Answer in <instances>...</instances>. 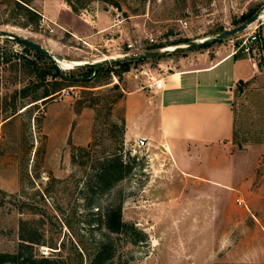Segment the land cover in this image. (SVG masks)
<instances>
[{"label":"rangeland","instance_id":"1","mask_svg":"<svg viewBox=\"0 0 264 264\" xmlns=\"http://www.w3.org/2000/svg\"><path fill=\"white\" fill-rule=\"evenodd\" d=\"M25 1L40 14L39 25L0 23V30L17 32L61 56L56 65L69 77L104 57L211 37L240 24L235 22L241 14L264 6V0ZM260 13L262 21L264 10ZM6 18L7 3H2L0 22ZM90 22L104 30L85 38L84 24ZM260 26L256 22L250 28L259 31ZM247 32L208 47L134 61L119 77L99 75L88 83L59 77L40 82L36 69L46 61L0 37V252L14 253L24 235L38 240L27 248L36 257L87 264L95 244L107 239L105 227L97 226L104 209L121 202L123 220L145 238L131 242L123 234L109 235L114 257L108 264L119 259L127 264H264L263 56L252 59L257 75L236 86L234 135L218 149L158 145L147 138V145L137 148L124 136L123 124L127 92L162 72L160 60L228 51L230 40L238 44ZM64 84L71 86L53 92ZM45 90L53 97L43 103ZM111 155L131 169L101 191L97 172Z\"/></svg>","mask_w":264,"mask_h":264},{"label":"crops","instance_id":"2","mask_svg":"<svg viewBox=\"0 0 264 264\" xmlns=\"http://www.w3.org/2000/svg\"><path fill=\"white\" fill-rule=\"evenodd\" d=\"M90 23L84 24L88 29L86 36L78 31L70 33L76 37H97L104 29ZM259 25L258 36L264 41V20ZM159 63L162 72L153 76L162 80V88L135 85L127 92L124 136L178 147L191 144L218 149L222 143L228 144L235 129L233 102L237 83L254 78L257 64L245 52H233L232 47L228 51H213L212 55Z\"/></svg>","mask_w":264,"mask_h":264},{"label":"trees","instance_id":"3","mask_svg":"<svg viewBox=\"0 0 264 264\" xmlns=\"http://www.w3.org/2000/svg\"><path fill=\"white\" fill-rule=\"evenodd\" d=\"M2 3H7L8 8V17L0 23H11L12 25H18L21 27H30L34 29L39 25L40 14L29 6L27 1L25 0H0V8ZM69 3V2H68ZM72 10L74 11V7L71 3H69ZM253 14L252 11L243 13L240 15L238 21L235 24L241 23L247 18H249ZM260 42L264 41L262 37L259 36ZM189 41L188 38L178 40L172 44L176 45L179 43H186ZM16 42V41H15ZM212 43L202 46L208 47ZM163 44L158 45H150L146 47V49H153L163 47ZM26 50H29L27 46L23 47ZM36 56L44 59L46 61L44 66L36 69V73L39 77L40 82L50 81L48 77H50L53 81H57L56 79L59 77L60 79H69L72 82H90L95 76L103 75L105 77H110L114 75V73L119 77L120 73L126 72L130 69V65L134 61H143L145 59H133V60H125V61H115L111 64H90L86 66V70L79 75L78 77H69L67 74H64L56 65V63L49 57L44 56L38 52H35ZM118 65L119 69L114 68L111 65ZM241 84H244L242 81H238L237 87ZM66 86H71V84H64L63 86H56L53 92L59 91ZM53 95H51L48 90L43 92L41 97L43 103L51 100ZM37 100V98H35ZM130 162V161H129ZM131 169V165L128 162H123L120 157L115 155H111L107 157V160L101 165L100 170L97 172V179L103 186L100 188L101 191L109 190L111 187L115 185L117 181H119L125 174H127ZM100 219V217H99ZM104 226L107 230L106 240L98 241L94 250L88 253L87 264H108L112 261L114 257V249H113V241L110 238L111 234H123L125 235L131 242L142 241L145 238V235L138 236L140 231H137L136 226L133 223H129L123 220L122 217V204L119 202L118 204H107L103 213V220L97 222V226ZM20 242L17 246V249L14 253H6L0 252V264L10 263V264H56L53 258H49L47 256L36 257L32 255L27 248L31 246V243H39L38 240H35L32 237H25L22 235ZM79 258L82 259V255L79 254ZM117 264H127L126 260L120 261L118 260Z\"/></svg>","mask_w":264,"mask_h":264},{"label":"water","instance_id":"4","mask_svg":"<svg viewBox=\"0 0 264 264\" xmlns=\"http://www.w3.org/2000/svg\"><path fill=\"white\" fill-rule=\"evenodd\" d=\"M264 8L261 7L258 11L253 13L249 18L241 22L240 24L229 28L225 29L219 33H216L215 35L211 37H206L203 39L199 40H189L186 43L183 44H176L173 45V48H168L167 46L165 47H159V48H153V49H146L140 52H131V53H126L123 54L122 56H117V57H104L101 59H97L92 61V64H111L115 61H125V60H133V59H151V58H159L163 57L168 54H172L175 52L183 51V50H192V49H198L201 48L204 45H207L209 43H214L217 41H221L223 39L233 37L246 29H248L252 24L257 22L260 19V12ZM0 37H6L10 38L17 43H20L24 46H27L28 48L44 55L49 58H51L55 63H57V60H62L63 58L53 52H51L49 49L45 48L42 46L40 43H37L27 37L20 36L17 32L9 31V30H0ZM90 62H86L88 64Z\"/></svg>","mask_w":264,"mask_h":264},{"label":"built area","instance_id":"5","mask_svg":"<svg viewBox=\"0 0 264 264\" xmlns=\"http://www.w3.org/2000/svg\"><path fill=\"white\" fill-rule=\"evenodd\" d=\"M260 20L257 22L259 23ZM183 26L187 24L185 20H180ZM256 23V22H255ZM52 30V29H51ZM247 30V29H246ZM258 28H248V32L244 35V38L237 44L233 39L230 40V45L232 47L233 52L243 51L245 52L251 59L255 60L256 56L264 57V47L263 43L260 42L259 36L257 34ZM150 43H156L155 39L152 36H149ZM238 39V38H236ZM128 47H132V44H128ZM114 77V76H113ZM150 82L148 83V87L160 89L162 88V80L154 77L153 75L149 76ZM134 145L137 148H143L147 145V139L144 137H139L134 141Z\"/></svg>","mask_w":264,"mask_h":264},{"label":"bare ground","instance_id":"6","mask_svg":"<svg viewBox=\"0 0 264 264\" xmlns=\"http://www.w3.org/2000/svg\"><path fill=\"white\" fill-rule=\"evenodd\" d=\"M264 10V8L262 9V11ZM261 14V13H260ZM168 48L171 49V46H167ZM63 60V59H62ZM62 60H57V62H61Z\"/></svg>","mask_w":264,"mask_h":264}]
</instances>
